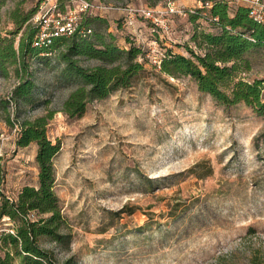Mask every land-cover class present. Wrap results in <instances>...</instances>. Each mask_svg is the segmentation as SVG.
<instances>
[{
	"label": "rangeland",
	"instance_id": "1",
	"mask_svg": "<svg viewBox=\"0 0 264 264\" xmlns=\"http://www.w3.org/2000/svg\"><path fill=\"white\" fill-rule=\"evenodd\" d=\"M37 1L7 0L0 33L15 28V8L29 11ZM167 1L94 0L109 7L93 10L91 26L116 32L121 45L129 35L150 49L157 37L159 49L187 56L204 52L201 32L218 31L205 17L173 16L170 33L162 37L142 17L134 27L124 24L125 7ZM176 1L198 6V0ZM66 4V11L80 5ZM26 28L9 34L16 47ZM45 56L28 58L36 83L29 103L13 97L20 81L16 65L0 76L1 200L2 194L16 199L25 185L38 184L37 144L20 147L16 141L25 119L55 110L47 131L61 144L54 158L55 191L69 238L58 243L42 235V247L60 262L75 255L80 264H264V115L243 103L225 106L190 76L163 74L147 61L131 87L92 100L81 115L70 116L63 103L82 80L66 71L58 52ZM79 62L100 63L85 57ZM243 64L239 78H264V46L246 53Z\"/></svg>",
	"mask_w": 264,
	"mask_h": 264
},
{
	"label": "trees",
	"instance_id": "2",
	"mask_svg": "<svg viewBox=\"0 0 264 264\" xmlns=\"http://www.w3.org/2000/svg\"><path fill=\"white\" fill-rule=\"evenodd\" d=\"M6 1L0 0V16ZM43 1L38 0L35 8L29 11L23 12L17 7L11 12L15 28L9 34L17 35L27 26L18 47L15 46V38L0 33V76H7L9 66L16 65L15 70L20 77L13 90L16 100L22 103L33 100L36 83L28 62L30 55L39 57L45 54L48 57L56 51L66 64V71L82 80L63 103L62 110L70 116L81 115L92 100L103 99L118 89L131 87L146 72V62H152L148 56L150 49L135 37L125 36V44L121 45L116 32L93 29V11L81 12L73 34L54 36L49 44L35 46L42 25L33 23L32 19ZM66 1L73 0H58L60 10L66 11ZM190 15L193 19L198 16L207 18L218 31L201 32L200 40L206 45V50L194 52L192 56L177 53L171 48H160V72L173 77L190 76L202 92L210 94L219 103L225 106L243 103L264 115V78L246 80L238 77L244 65V55L264 46V21L255 20L248 6H231L227 1H215L212 7L206 10L199 8L197 13ZM94 17L97 18L96 15ZM98 19L106 22L101 16ZM88 29L92 31L84 35ZM82 57L100 63L84 66L79 62ZM245 63L249 68L248 61ZM54 113L55 110H50L21 123L16 143L20 147L32 142L37 144L38 184L25 185L16 199L2 194L1 200L0 195V219L8 217L15 228V234L5 232L0 238L4 249L0 253V264H14L16 257L22 264H80L75 255L60 262L52 250L39 243L42 235L58 243L69 238L62 230L64 219L55 191L54 158L61 144L53 142L47 131ZM148 180L150 183L155 181L154 178ZM176 208L177 204L172 205L169 211L174 212ZM30 212H36L38 216L29 218Z\"/></svg>",
	"mask_w": 264,
	"mask_h": 264
},
{
	"label": "built area",
	"instance_id": "3",
	"mask_svg": "<svg viewBox=\"0 0 264 264\" xmlns=\"http://www.w3.org/2000/svg\"><path fill=\"white\" fill-rule=\"evenodd\" d=\"M79 1V7L70 8L68 11H61L58 7V0H53L52 4L47 8L51 0H44L39 7V14L35 17V21L42 25L41 31L35 39V46H44L51 42L52 37L73 34L78 25L81 12L93 11L96 9H107L109 6L90 2L88 0ZM215 1H227L231 6L246 5L250 8V15L257 21H264V0H198L197 7H188L176 0H168L164 6H127L124 8L125 17L124 24L128 27H134L139 17L145 19L151 28V33L159 36L168 35L171 31V18L176 15L187 16L198 12L199 8L204 10L212 7ZM79 9V10H78ZM44 11V12H42ZM41 13V15H40ZM205 15L206 11L203 12ZM215 19H218L216 17ZM91 29L86 31L87 35ZM154 47L150 48L148 56L152 55L153 63L160 68L161 50L158 48L157 37L151 41ZM15 234V228L9 222L8 217L0 219V238L5 233Z\"/></svg>",
	"mask_w": 264,
	"mask_h": 264
}]
</instances>
